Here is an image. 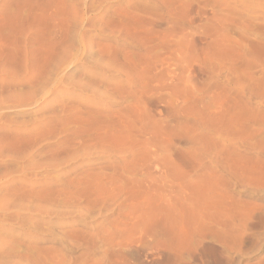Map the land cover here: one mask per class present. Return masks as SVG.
<instances>
[{"label": "rangeland", "instance_id": "1", "mask_svg": "<svg viewBox=\"0 0 264 264\" xmlns=\"http://www.w3.org/2000/svg\"><path fill=\"white\" fill-rule=\"evenodd\" d=\"M0 264H264V0H0Z\"/></svg>", "mask_w": 264, "mask_h": 264}, {"label": "bare ground", "instance_id": "2", "mask_svg": "<svg viewBox=\"0 0 264 264\" xmlns=\"http://www.w3.org/2000/svg\"><path fill=\"white\" fill-rule=\"evenodd\" d=\"M213 121V120H212ZM214 122V121H213ZM215 124L217 123V122H214ZM211 124V123H210ZM225 125V124H224ZM222 126H223V124H222ZM211 127V126H210ZM228 130V129H227ZM224 132V131H223ZM212 149V148H211ZM214 151H215V149H214ZM216 152V151H215ZM214 153V152H213ZM215 155V154H214ZM217 155V154H216ZM215 157H217V156H215ZM219 158V157H218ZM217 159V158H216ZM218 160V159H217ZM220 160H221V158H220ZM218 162V161H217ZM222 163V162H221ZM223 164V163H222ZM223 166V165H222ZM224 167V166H223ZM212 173H213V171H212Z\"/></svg>", "mask_w": 264, "mask_h": 264}]
</instances>
